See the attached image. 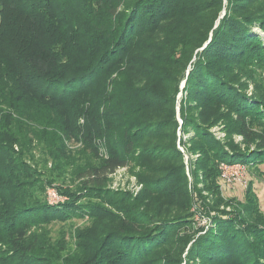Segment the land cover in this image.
Segmentation results:
<instances>
[{"label":"trees","instance_id":"obj_1","mask_svg":"<svg viewBox=\"0 0 264 264\" xmlns=\"http://www.w3.org/2000/svg\"><path fill=\"white\" fill-rule=\"evenodd\" d=\"M205 1L213 6L202 8L193 0H181L167 11L198 23L199 15L206 12L203 9L217 13L224 3ZM246 1L245 6L228 2L230 14L221 19L212 37L194 33L187 40L181 36L182 46H191L193 54L202 50L191 61L179 112L177 88L173 101H168L166 93L129 89L108 113L103 104L110 98L101 106L89 93L95 82L90 87L76 83L82 77L97 79L118 51L130 48L129 43L119 46L121 38H130L128 32L119 31L116 16L121 0H0V264H50L47 258L40 259L33 247L34 236L28 235L29 217L23 214L30 211L40 212L36 218L42 221L89 215L120 221L100 228V235L96 231L95 236L80 238L78 245L96 239L99 248L79 257V264H264V211L254 183L247 185L243 200L226 197L220 168L222 163L243 164L254 177L264 174V14L249 8L251 0ZM128 4L126 22L132 13L144 9L141 0ZM149 5L145 25L153 22L158 27L165 19L156 18L155 12L162 14L165 2L152 0ZM67 11L88 18L89 30L82 36H70L61 25ZM140 22L135 19L130 24L135 28ZM107 30L106 35L101 33ZM73 57L83 59L78 68L71 64ZM176 66H182V61ZM57 75L61 76L54 81L76 84L79 91L71 93L69 88V97H58L60 92L50 91L47 85ZM250 85L254 87L251 94ZM87 102H93L94 108ZM132 117L136 119L132 133L127 126L121 142L107 143L106 132H114L116 120ZM147 126L159 138L144 135L149 146L137 153L141 130ZM216 126L222 128L225 139L215 136ZM54 132L61 138H77L102 163L89 167L83 176L93 182L91 190L102 188L109 176L130 161L142 160L148 168L145 172L157 175L143 179L145 190L135 198L111 193L110 208L85 196L53 208L34 196L40 183L35 181L37 172L21 161L15 147H29L37 134L56 140ZM185 135L191 138L186 140ZM235 136L241 140L237 142ZM152 140L158 145H152ZM103 148L105 158L100 153ZM195 154L199 156L193 159ZM148 197L160 201L159 209L148 205ZM98 205L104 210H92ZM137 249L140 256L144 254L139 261H135Z\"/></svg>","mask_w":264,"mask_h":264},{"label":"rangeland","instance_id":"obj_2","mask_svg":"<svg viewBox=\"0 0 264 264\" xmlns=\"http://www.w3.org/2000/svg\"><path fill=\"white\" fill-rule=\"evenodd\" d=\"M75 1L76 0H73V2ZM141 1H143L142 8L144 7V9H140V6V10L136 13L134 12V14L132 13L126 22L125 20L127 15L125 12L130 0H121L123 5L119 8L118 15L116 16L118 25L120 26L119 31L121 33L128 32V36H130V38H127L128 41H125L124 38L119 40L118 36L117 39L119 40V46L125 47V45L128 46L127 44L129 43L128 47L130 48L128 50L122 49L123 51H118V57L111 59L108 63H106V68L99 71V74L103 71L100 77L93 79L92 81L89 77H82V80L78 81L76 84H82L86 85V87H90L95 82V87L89 93L92 94L97 103L101 102V106L106 97L108 99L110 98V102H106V105L103 104V106H105V110H108V113L113 112L116 109L117 103L120 102L119 99L125 98V94L129 91V89H144L143 91H153L158 94L166 93L168 101H173L176 89L178 88L180 91L176 95V98L177 110L179 112L180 101L183 97V91L191 70V61H194L196 54L202 50V48L200 50H196L193 54L194 49H192L191 46H188L187 48L182 46L183 44H181L180 40L181 36L184 35L187 40L188 37H193L194 33H197L198 36L204 34V36L212 37L213 30L219 26L221 19L225 16L227 18L230 14L228 2L230 1L231 4L235 2L239 4V2H241L240 4L245 6L247 1L224 0L221 11H218L217 13L203 9L206 12L203 11L202 14L199 15L200 20L197 23L194 22V20L187 18L179 19L177 16L181 15H176L173 10L167 11L171 5L176 4V2L181 0H163L165 2V5H163L165 11H163L162 14L155 12L156 18L165 19L158 24V27L153 22L145 25L146 18L149 17L146 15V10L150 8L149 4L152 0ZM193 1L194 2L192 4L197 7L199 4L200 6L202 5V8H205L208 5L209 7L213 6L212 3L205 0ZM117 2H119V0H115L114 3ZM250 3L251 4H248L249 8L264 14V0H251ZM61 7L62 5L59 6V8ZM116 7L117 6H114L113 8L115 9ZM74 9L75 7L73 10ZM68 11L66 12L65 17H62L61 25L66 28L70 36H73V34L82 36L84 32L89 30V22L86 21L88 18H83L80 14L69 15ZM99 14H101L100 11ZM135 19H141V22L133 28L134 25H131L130 23H132ZM78 21H82L84 23L81 24V27L75 26L73 28L72 23H76ZM209 23L210 25L212 24V28L209 27ZM127 24L129 25L127 26ZM108 31L109 30H107V32L101 31V33H105L106 35ZM187 42L190 43L191 41ZM206 45L207 44L203 46L206 47ZM191 53L193 57L192 59H189ZM113 55H116V52L113 53ZM82 60L80 57H73L71 64L72 66L78 68L82 64ZM107 60L108 57L105 56L103 58V63L105 64ZM159 61L164 63L161 64ZM180 61H182V66H176V64ZM147 64H151L152 67ZM164 64H167L168 68L164 66L161 67ZM145 67L149 69H146ZM101 69L103 68L101 67ZM147 75L148 77H146ZM60 76L61 75L53 76L51 81L47 82V85L50 87V91L56 92V94L57 92H60L57 96L62 97L65 95L66 98L70 95L66 93L69 88L73 90L71 93L79 91L76 84L63 85V82L54 81L55 78H59ZM63 77L65 76L63 75ZM86 81L88 82L85 83ZM114 82L115 89L113 87ZM149 86L152 89H149ZM253 90V85H250L248 92L251 94ZM151 101L153 104L157 103V99H152ZM87 103L90 105L88 106L89 108H94L93 102ZM168 108V110H171L170 106ZM116 121H118V126L115 124L114 132H106L107 143L118 144L121 142V135H123L125 131H123V129H126L128 126L132 133V129H134V124L136 123V119H133V117L121 120L119 119ZM180 121L182 123V120ZM124 123L126 124L123 125ZM212 131L219 139L226 138V135L220 126L214 127ZM48 132L51 131L48 130ZM53 134L57 135V139L55 138L56 140H53L50 135L37 134L39 136H34V141L29 145V147H19V145H16L15 147L17 154L21 157V161L26 162L37 172L36 177L34 176L36 178L35 181L40 183L35 185L37 187V191H34V196H38L39 200L46 201L47 204H52L53 208L59 207L60 204L68 202L72 197H75L77 200H83L82 198L84 196L94 198L92 199L94 203L103 205L105 208H110L108 201L112 194L128 193L130 196L132 195V197L135 198L143 190H145L143 179H145L146 176L153 177L157 175V172L146 173L145 170L148 168H146V166H142V160L130 161L127 167L121 168L114 175L109 176L102 185V188L98 190H91V186L94 187L92 184L93 182L91 183L90 178L85 177L84 179L83 176H85V172L87 173L86 170L101 166L102 163L95 158L96 156L94 157L91 153H89L90 151L88 152V150L83 147L77 138L71 136L61 138L62 134L59 135L60 137H58L59 133L57 134V132H54ZM149 134H152V136L155 135L156 137L159 136L156 135L157 132L153 129V127L147 126L146 128H143L141 130V139L137 141V153L138 151H141L142 153L145 152L146 149L143 147L149 146V140L147 138H143L144 135L148 136ZM179 135H181L180 131ZM190 138L191 135H185L186 140ZM235 140L238 142L241 138L235 136ZM151 144L158 145V143L154 140H152ZM180 148L182 152H185L183 147ZM100 153L103 158L107 155V152H104V148ZM198 156L199 155L195 154L193 159L198 158ZM20 166L24 165H19V167ZM262 168L264 169V167ZM241 179L242 180L238 179L226 184L223 188L224 195L241 201L244 199L247 185L250 181H253L255 191L260 197L261 207L264 211V174L261 177H254L250 174L249 169L246 167V172ZM19 188L21 187H18V189ZM54 192L57 199L55 202H52L51 194ZM101 197H103L104 200H100ZM148 199L150 200L148 205H150L152 209H159L160 201L156 197H148ZM100 205L96 208H92V210H104L103 207H100ZM26 214L29 217L28 224L30 225L28 235L32 234V236H34L33 240L36 242V246L33 244V247L37 249L40 259L44 260L43 258H47L50 264H79L80 261H82V258L79 257L87 256L96 246V239L93 240L92 244H88L86 246L85 244L78 245L80 238H85L87 234L95 236L96 231L98 235H100L103 233L100 231V228H104L105 225L110 227L118 224V222L120 224L119 220L118 222L113 219L110 221L109 216V218L106 219L107 215L97 217L92 215L85 217L66 216L64 218L52 216L47 221H42L36 218L38 216L37 214H40V212L30 211L24 213L23 215ZM94 215H97V213ZM196 219L199 220L200 218L197 217ZM205 223L206 222H204V224ZM18 226L21 227V224H18ZM84 241L85 240H81V243H84ZM140 250L141 249H137L135 253V261H139L144 257V254L140 256Z\"/></svg>","mask_w":264,"mask_h":264},{"label":"built area","instance_id":"obj_3","mask_svg":"<svg viewBox=\"0 0 264 264\" xmlns=\"http://www.w3.org/2000/svg\"><path fill=\"white\" fill-rule=\"evenodd\" d=\"M220 168H221L223 188L225 187L226 184H229L234 180H238V179L242 180L241 178H243L244 173L246 172V167L243 164L230 165V164L222 163ZM55 196H56L55 192L51 194L52 202H55V200L57 199V197Z\"/></svg>","mask_w":264,"mask_h":264}]
</instances>
